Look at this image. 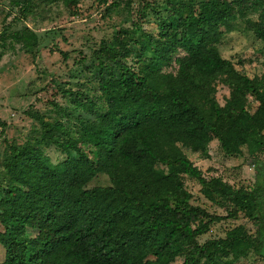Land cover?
Here are the masks:
<instances>
[{"label":"trees","instance_id":"trees-1","mask_svg":"<svg viewBox=\"0 0 264 264\" xmlns=\"http://www.w3.org/2000/svg\"><path fill=\"white\" fill-rule=\"evenodd\" d=\"M37 1H13L19 17L3 29L2 51L19 45L39 53L41 39L31 28L9 33L33 14ZM79 1L65 3L77 7ZM159 4L166 14L152 8L154 31L144 28L150 21L143 5L131 27L113 33V47L103 39L91 51L92 66L85 68L93 75L85 84L98 98L52 80L71 107L51 102V119L33 107L25 111L40 133L22 145L7 143L0 170V264L264 263V73L252 78L239 68L242 62L222 53L238 21L264 42V0ZM132 5L115 0L107 11ZM221 85L229 90L224 105ZM250 98L259 104L253 110ZM0 127L3 135L1 120ZM213 142L227 156L251 158L260 182L248 190L205 177L190 154ZM50 147L62 155L56 163L44 152ZM186 179L227 214L195 205ZM240 218L254 229L238 225L224 238L200 242L212 226Z\"/></svg>","mask_w":264,"mask_h":264},{"label":"rangeland","instance_id":"rangeland-1","mask_svg":"<svg viewBox=\"0 0 264 264\" xmlns=\"http://www.w3.org/2000/svg\"><path fill=\"white\" fill-rule=\"evenodd\" d=\"M14 0H0V36L5 27L19 17V8L14 5ZM107 1L108 4H105ZM115 0H80L77 7L67 5L65 0L37 1L34 12L25 21H17L13 28L21 29L28 26L38 34L41 39L40 51L37 55L22 52L17 45L12 50L2 51L0 62V120L6 124L5 133L0 127V170L7 150V143L24 144L39 137L40 125L28 118L25 111L30 107L46 115L47 119L55 116L51 102H56L61 107H71L73 101L63 93H59L52 80H57L64 90H87L94 94L91 85L85 84L88 76L86 68L92 66V50L99 47L105 39L110 47L114 46L113 33L118 27H131V19L136 18V10L146 5L149 26L146 30L154 31L156 17L152 8L157 7L161 16L165 15L163 7L159 4L162 0H132L131 9L107 11V6ZM11 16L8 18V14ZM108 13L106 16L105 14ZM51 31L52 34H49ZM48 32V34H47ZM222 53L224 58L242 62L250 77L264 73V42L256 40L240 21L233 23L232 31L226 36ZM11 40L9 39L8 42ZM1 43V41H0ZM67 55L68 57H66ZM83 58L85 62L80 65ZM86 67V68H85ZM175 71V69H165ZM229 90L222 85L219 87L218 100L224 105ZM258 102L250 98L249 109L258 107ZM89 118L88 114L77 112ZM7 140V142H6ZM44 152L54 163L62 155L54 147L45 148ZM190 159L198 166L205 177H221L223 181L235 188L244 187L251 190L260 182L258 169L255 162L245 157H231L223 153L218 142L209 145L205 152L190 154ZM264 163V155L260 157ZM264 172V171H262ZM188 190L194 195L193 203L209 210L210 213L225 216L227 212L213 205V202L202 193V187L194 180L186 179ZM238 225H247L254 229L249 220H226L212 226L210 232L200 239L204 243L210 239L224 238L226 232ZM5 250L0 245V262L4 261ZM251 264H264L262 260L251 259Z\"/></svg>","mask_w":264,"mask_h":264}]
</instances>
